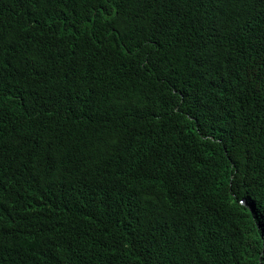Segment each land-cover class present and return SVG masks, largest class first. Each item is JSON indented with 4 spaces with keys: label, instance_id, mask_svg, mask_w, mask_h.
Instances as JSON below:
<instances>
[{
    "label": "trees",
    "instance_id": "16d2710c",
    "mask_svg": "<svg viewBox=\"0 0 264 264\" xmlns=\"http://www.w3.org/2000/svg\"><path fill=\"white\" fill-rule=\"evenodd\" d=\"M0 264H264V0H0Z\"/></svg>",
    "mask_w": 264,
    "mask_h": 264
},
{
    "label": "clouds",
    "instance_id": "9594fccd",
    "mask_svg": "<svg viewBox=\"0 0 264 264\" xmlns=\"http://www.w3.org/2000/svg\"><path fill=\"white\" fill-rule=\"evenodd\" d=\"M45 72L50 77V79H51L53 84L59 79V72H58V70L56 68L47 67L45 69ZM90 82L94 83V84H98L97 80L92 75L90 76Z\"/></svg>",
    "mask_w": 264,
    "mask_h": 264
}]
</instances>
